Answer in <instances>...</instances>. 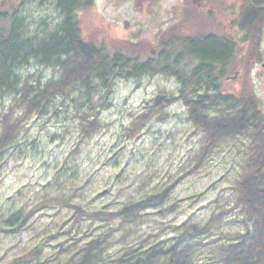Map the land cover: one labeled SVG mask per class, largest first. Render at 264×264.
<instances>
[{
  "label": "trees",
  "instance_id": "1",
  "mask_svg": "<svg viewBox=\"0 0 264 264\" xmlns=\"http://www.w3.org/2000/svg\"><path fill=\"white\" fill-rule=\"evenodd\" d=\"M27 1L50 4L57 15L48 23L44 17L33 22L29 17H12L9 30L0 33V96L14 91L0 114V160L28 131L30 119L46 114L57 99L63 102L74 94L84 96L75 101L79 138L90 140L105 126L95 98L111 92L118 77L156 73L179 83L177 97L198 140L183 171L143 197L114 207L88 208L75 199L84 187L79 186L68 195L44 198L24 212L20 208L7 225H0V232L22 235L32 229L33 213L41 208H67L70 216L5 264H264V111L246 78L236 92L221 87L219 69L234 57V43L213 33L183 39L182 46L197 59L186 73L179 69V60L140 63L121 52H107L95 31L83 34L74 13L91 0ZM251 1L257 6L264 3ZM243 5L246 14L240 25L248 33L243 65L247 75L257 56L264 9L253 8L247 0ZM31 58L51 68V76L18 75L16 65ZM169 99L173 97L166 96V104ZM164 105L144 104L132 114L126 134L133 137L152 119H163ZM229 145L242 152L237 156L238 172L227 196L214 198L206 218L195 221L188 216L180 223L161 222L157 231L142 230L153 215L165 217L173 212L175 206L168 200L176 185ZM164 233L169 235L162 237Z\"/></svg>",
  "mask_w": 264,
  "mask_h": 264
},
{
  "label": "rangeland",
  "instance_id": "2",
  "mask_svg": "<svg viewBox=\"0 0 264 264\" xmlns=\"http://www.w3.org/2000/svg\"><path fill=\"white\" fill-rule=\"evenodd\" d=\"M240 1L226 0L222 5V0H201L198 6L192 0H153L151 5L148 0H92L89 6L76 10V19L82 33L95 31L98 43L111 54L121 52L140 63L179 60V69L186 73L197 59L182 46L183 39L209 33L229 38L235 54L227 66L219 69L223 72L221 87L236 92L246 78L264 111V22L257 56L246 75L243 65L248 33L240 25L244 19ZM49 5L0 0V33L9 30L12 17H29L32 22L44 17L48 23L57 15ZM222 6L227 7L225 12ZM234 11H238L235 16ZM15 70L21 77L42 74L43 79L52 73L34 58L16 65ZM178 88L177 80L163 73L116 78L112 91L94 100L95 106L101 107L100 118L105 126L87 141L80 140L75 117L79 108L75 101L84 96L74 94L63 102L57 99L46 114L30 119L28 131H23L0 160V225H7L10 215L20 208L24 212L44 198L68 195L79 186L84 187L78 191L76 201L88 208L114 207L152 193L179 175L198 138L178 100ZM13 94L9 91L0 96V114ZM157 94L173 97L163 107L165 117L152 119L133 137L127 135L132 114ZM241 153L230 145L220 148L203 169L176 185L168 200L175 206L174 211L165 217L153 215L142 230L157 231L161 222L180 223L188 216L195 221L206 218L215 205L214 198L227 196ZM69 216L67 208H41L33 213L32 229L22 235L0 232V264L37 243Z\"/></svg>",
  "mask_w": 264,
  "mask_h": 264
},
{
  "label": "flooded vegetation",
  "instance_id": "3",
  "mask_svg": "<svg viewBox=\"0 0 264 264\" xmlns=\"http://www.w3.org/2000/svg\"><path fill=\"white\" fill-rule=\"evenodd\" d=\"M192 1H193L194 3H196L195 0H192ZM225 1H226V0H222L221 4H222V5H225ZM148 2H149V4L151 5L152 2H153V0H148ZM240 2H241V1H240ZM82 3H83V2H82ZM200 3H201V1H200ZM200 3H198V4L196 3V4L199 6ZM241 6H242V4H241ZM222 7L224 8V7H226V6H222ZM226 8H227V7H226ZM226 8L223 9L224 12H225V9H226ZM237 13H238V11H237V12L234 11V16H235ZM255 14H256V16L258 17V16H260L261 13H257V12H256Z\"/></svg>",
  "mask_w": 264,
  "mask_h": 264
},
{
  "label": "water",
  "instance_id": "4",
  "mask_svg": "<svg viewBox=\"0 0 264 264\" xmlns=\"http://www.w3.org/2000/svg\"><path fill=\"white\" fill-rule=\"evenodd\" d=\"M197 2H199L200 0H196ZM251 5H253L252 3H250ZM260 8H264V4L260 5L259 6ZM262 66L264 67V63L262 64ZM164 98V95L163 94H158L155 99H154V103H158L160 102L161 99Z\"/></svg>",
  "mask_w": 264,
  "mask_h": 264
},
{
  "label": "bare ground",
  "instance_id": "5",
  "mask_svg": "<svg viewBox=\"0 0 264 264\" xmlns=\"http://www.w3.org/2000/svg\"><path fill=\"white\" fill-rule=\"evenodd\" d=\"M146 104H148V103L146 102Z\"/></svg>",
  "mask_w": 264,
  "mask_h": 264
}]
</instances>
